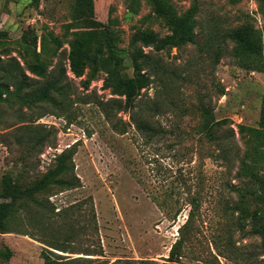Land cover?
Here are the masks:
<instances>
[{
    "label": "rangeland",
    "instance_id": "1",
    "mask_svg": "<svg viewBox=\"0 0 264 264\" xmlns=\"http://www.w3.org/2000/svg\"><path fill=\"white\" fill-rule=\"evenodd\" d=\"M166 1L179 15L194 11L197 43L145 48L148 85L126 108L105 73L86 86L70 71L67 30L107 28L122 72L132 76L135 38L169 32L149 0H0V76L17 61L26 68L34 51L67 75L50 101L0 102V182L7 172L22 183L39 179L61 154L68 170L58 178L73 182L17 208L0 232V249L13 256L0 264H44L43 248L77 264H264V238L254 232L261 220L253 215L264 214V188L247 172L264 176V156L256 162L264 133L240 131L264 130L261 3ZM245 25L261 38V56L234 54L229 33ZM203 107L227 120L215 140L203 131ZM135 120L156 134H143Z\"/></svg>",
    "mask_w": 264,
    "mask_h": 264
},
{
    "label": "trees",
    "instance_id": "2",
    "mask_svg": "<svg viewBox=\"0 0 264 264\" xmlns=\"http://www.w3.org/2000/svg\"><path fill=\"white\" fill-rule=\"evenodd\" d=\"M154 7L156 15L161 18L169 27V32L160 35L154 30H146L140 33L133 42L131 52L134 73L132 76L122 72V59L117 54L114 45V39L107 28L74 30L67 31L72 35L69 41V69L88 86L90 81L95 79L99 72L105 73V86L111 89L112 94L125 100V107H133L134 102L141 94L142 90L148 85V77L143 72L148 53L145 48H152L156 51L180 47L188 43H197V33L195 31L196 21L194 20V11L189 10L185 14L179 15L172 5L166 0H149ZM261 10L264 13V0H259ZM229 37L236 43L234 54L236 56H261L263 54V44L261 38L252 26H242L229 33ZM140 45H137L138 42ZM37 45V39H34L33 46ZM34 58L26 59V68H23L18 61L3 68L6 74L0 76V102L7 100H18L23 104L31 102H47L52 98L53 93L62 94L65 88L64 79L66 78V69L57 67L55 71L49 69V65L41 59L40 53L34 51ZM2 60V58H0ZM246 65L245 62L242 63ZM203 110V131L210 140L217 139L216 129L222 128L227 123L226 119L217 120L209 114L206 107ZM136 126L139 131L145 135L156 134L154 127L145 120L137 121ZM249 130L250 134L255 132L261 134L264 130L258 128H248L245 125L240 126V131ZM158 134V133H157ZM262 144V143H261ZM258 145L260 162L264 156V144ZM64 154L59 156L57 167L50 170L39 179L28 183H22L19 178L12 173H5L0 182V232L5 233L8 229V221L18 207L29 208L30 202H36L37 197L47 192L54 184L66 186L73 182L67 179L58 178V176L68 170ZM251 177V182L260 183L261 189L264 188V176H259L253 168L247 171ZM256 193V191H253ZM191 203L197 207L199 199L192 196ZM168 205V204H167ZM166 205V206H167ZM261 209H256L254 217L261 222H256L254 232L259 233L264 238V217L260 215ZM176 244L169 258L173 261L176 255ZM58 250L62 248L53 247ZM13 256V250L0 249V257L10 260ZM42 257L44 264H77L79 258H70L63 256L50 248H43ZM115 264V263H114Z\"/></svg>",
    "mask_w": 264,
    "mask_h": 264
}]
</instances>
